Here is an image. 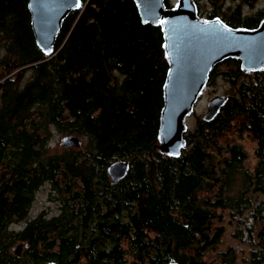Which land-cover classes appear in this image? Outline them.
I'll list each match as a JSON object with an SVG mask.
<instances>
[{"label":"trees","instance_id":"obj_1","mask_svg":"<svg viewBox=\"0 0 264 264\" xmlns=\"http://www.w3.org/2000/svg\"><path fill=\"white\" fill-rule=\"evenodd\" d=\"M193 1L231 28L264 20V8L239 7L258 0ZM27 2L0 0V264H206L227 227L236 244L219 263L264 264V69L217 64L206 86L220 76L231 92L169 156L158 149L169 68L160 25L141 24L133 0H81L46 56ZM51 129L80 146L52 148ZM235 136L255 145L252 169ZM116 161L128 168L114 182L107 169ZM44 184L57 214L30 219Z\"/></svg>","mask_w":264,"mask_h":264},{"label":"water","instance_id":"obj_2","mask_svg":"<svg viewBox=\"0 0 264 264\" xmlns=\"http://www.w3.org/2000/svg\"><path fill=\"white\" fill-rule=\"evenodd\" d=\"M141 24L160 25L168 71L163 84V107L160 111L158 149L176 157L184 146L186 119L193 112L214 67L231 58L240 61L244 72L264 69V20L256 29L231 28L219 18L202 21L196 15L193 0H178L166 8L164 0H133ZM81 0H28L30 26L38 49L46 56L53 53L56 37L66 16L80 8ZM226 96H214L207 102L202 120H212ZM64 147H79L77 136H67ZM126 161L112 163L107 173L112 181L123 178ZM22 243L12 249L19 256ZM169 251V248H168ZM38 264H55L41 262ZM168 264H178L170 260Z\"/></svg>","mask_w":264,"mask_h":264},{"label":"rangeland","instance_id":"obj_3","mask_svg":"<svg viewBox=\"0 0 264 264\" xmlns=\"http://www.w3.org/2000/svg\"><path fill=\"white\" fill-rule=\"evenodd\" d=\"M170 3L175 6L177 4L178 0H169ZM240 0H225L222 4L223 7H230L233 4H237ZM242 14L248 15L252 14L257 10L258 8H264V0H258L253 6L249 5H239ZM220 10V9H219ZM211 11L210 5L204 1H199L196 8V15L197 17L202 20H211L207 18V14ZM220 12L218 11L217 14ZM216 17V18H219ZM28 75H26L27 77ZM230 87L228 83L222 79L220 76H215L214 81L211 85L206 86L200 97L198 102L196 103L193 112L189 115V117L186 119L185 123L188 127V129H192L195 126V123L197 121V118H202L203 114L206 112V106L207 102L213 98L214 96H226L228 93H230ZM51 137H50V145L52 148L55 147V149L60 150L62 148V141L67 137L66 135L60 134L57 131H54L51 129ZM235 142L241 144L247 154V160L245 162L246 167L252 169L254 166L256 160L253 154L255 145L248 139L238 140V138L235 136L233 139ZM51 193L50 189L47 185H42L37 192L34 195V199L29 207L27 216L28 218H34L38 216L39 214L47 215L48 217H52L57 214L58 205L55 201H52L50 199ZM16 225H12L10 228H13ZM233 229L230 227L226 228V232L223 235L221 239V243L214 249L212 252H208L205 257L206 264H220L216 255L218 252L225 250L228 246H232L236 244L234 240L231 238V234ZM21 243H15L13 246H11L10 250L19 245ZM23 246V244H22ZM25 247V245H24ZM23 249V248H22ZM21 249V252H22Z\"/></svg>","mask_w":264,"mask_h":264},{"label":"snow or ice","instance_id":"obj_4","mask_svg":"<svg viewBox=\"0 0 264 264\" xmlns=\"http://www.w3.org/2000/svg\"><path fill=\"white\" fill-rule=\"evenodd\" d=\"M79 6H80V4H79V3H77V4H76V7H79Z\"/></svg>","mask_w":264,"mask_h":264},{"label":"flooded vegetation","instance_id":"obj_5","mask_svg":"<svg viewBox=\"0 0 264 264\" xmlns=\"http://www.w3.org/2000/svg\"><path fill=\"white\" fill-rule=\"evenodd\" d=\"M109 176V175H108ZM109 178H110V176H109ZM111 179V178H110Z\"/></svg>","mask_w":264,"mask_h":264}]
</instances>
